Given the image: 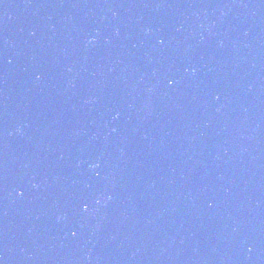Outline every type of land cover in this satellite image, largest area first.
<instances>
[{
    "label": "water",
    "instance_id": "1",
    "mask_svg": "<svg viewBox=\"0 0 264 264\" xmlns=\"http://www.w3.org/2000/svg\"><path fill=\"white\" fill-rule=\"evenodd\" d=\"M27 264H264V0H76Z\"/></svg>",
    "mask_w": 264,
    "mask_h": 264
}]
</instances>
